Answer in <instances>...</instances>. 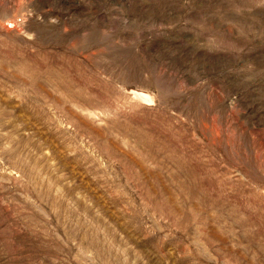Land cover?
Segmentation results:
<instances>
[{"label":"rangeland","instance_id":"rangeland-1","mask_svg":"<svg viewBox=\"0 0 264 264\" xmlns=\"http://www.w3.org/2000/svg\"><path fill=\"white\" fill-rule=\"evenodd\" d=\"M0 264H264V0H0Z\"/></svg>","mask_w":264,"mask_h":264},{"label":"bare ground","instance_id":"bare-ground-1","mask_svg":"<svg viewBox=\"0 0 264 264\" xmlns=\"http://www.w3.org/2000/svg\"><path fill=\"white\" fill-rule=\"evenodd\" d=\"M225 210V209H224Z\"/></svg>","mask_w":264,"mask_h":264}]
</instances>
